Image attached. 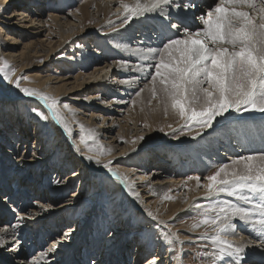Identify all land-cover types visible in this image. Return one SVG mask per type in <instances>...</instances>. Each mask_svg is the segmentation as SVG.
I'll return each mask as SVG.
<instances>
[{
  "label": "rangeland",
  "instance_id": "obj_1",
  "mask_svg": "<svg viewBox=\"0 0 264 264\" xmlns=\"http://www.w3.org/2000/svg\"><path fill=\"white\" fill-rule=\"evenodd\" d=\"M85 1H86V5L88 6L87 10L89 11L92 10V7L90 8V5L88 4L89 1L88 0ZM209 1L215 2L216 0H209ZM81 4L82 3H80V0H40V4L39 3L36 4V2L31 1L29 5L24 7L36 8L38 6H41V8L43 7V9L45 8L46 10H49L51 9L52 6H54L55 9L57 10L69 12L70 10L77 9V7H79ZM0 6H2L0 7V14H2L4 4L0 3ZM106 16L104 18L106 19L105 27L103 28L97 24L98 23L97 19L93 17H90L91 18L90 19L89 16L87 15L85 17V22L83 24L84 26H82L83 28L82 27L80 28L82 33L80 34L77 33L75 37H73L66 45H64L61 49H59L57 53L54 54L53 60L50 61V63L48 62V60L46 61L44 57L37 59L31 57L24 60L20 64L19 62H15L13 58H9L8 56L4 55L0 58V67L3 66L5 61H7L9 65V70L15 69L16 75L13 77V79L22 76L28 77L29 73L35 74L38 72L39 73L43 72L42 75L53 74L54 76H56L59 74L65 75L66 73L68 74L70 73L72 76H74L78 73L83 74L87 66L89 67L90 65H92L91 63L92 61H94L96 56L105 57L104 59L107 60V62L109 63L119 62L121 60H124L125 57L123 54H125V50H127V48L125 47V45H127L126 40H133L132 37H135V39H139L140 37L138 38L136 34L137 33L140 34L141 29L136 28L135 26V30L133 31L135 33L133 34L132 30H129L128 26L124 27V25H122L123 18L112 19L115 15L113 14L109 15V13ZM135 20L138 19L134 18L131 21H135ZM138 21H141V23H143L144 20H138ZM172 21L173 19L171 20V22ZM156 26L157 25L155 24L153 25V27L152 26L151 27L152 29H154ZM114 28L116 30H114ZM120 35H122L123 37ZM85 37L87 40L84 39ZM6 41L7 40L5 35L0 33L1 49L2 47L5 48V46L7 45ZM25 42L26 40L21 39V42L16 46V48L18 50L22 49ZM93 49H95L96 51L92 52ZM48 65L50 68L47 70L46 66ZM61 65L65 69L66 73L60 71V69H57L58 68L57 66L61 67ZM23 67H25L24 70H19ZM27 83L28 84L31 83L29 78L27 80ZM21 87H29V88L37 89L36 87L26 86L25 84L23 85V80H21ZM140 87L143 88V85H139V88ZM138 90H136V92H138ZM39 91L44 92L42 90ZM136 92L134 93L135 95L129 97L130 101L129 103L126 104L127 109L131 108L130 112H134L132 117L136 118L135 121L131 120L126 124V121L122 120L126 114L122 113V115L119 116V119L117 121L118 125H115L113 129L114 130L113 136L118 139L116 143L119 144L121 147L124 146L130 149L129 151H127L126 154L125 153L122 154L119 158L112 159L110 157H113L114 153L119 150H117V148L115 147H110L107 143L108 140L112 139V134L109 136V138H107L104 134H102V132H100L99 123H98V121L100 120L99 119L100 116L91 118L92 116L91 113L98 111V109H95L93 105L91 106L90 102L85 101L87 95L89 94L88 92L86 93L77 92L76 96L74 97H71L72 95H66L65 97L63 96L56 97L51 93L49 94L47 92H44L46 94L58 98L61 105L68 104L70 109L72 110V112H69L68 110H63L64 115L66 116L68 121V126L72 130L71 135H69L67 132H65L63 126L60 125L57 121L51 118H50L51 120L50 119L43 120L37 115L38 112H42L44 115L48 117L49 115L50 117L52 116L51 110L47 108V106L43 103V101L39 100L37 97H29L25 95L19 89L15 88L13 83L5 80L3 74L0 73V101H3L2 103L24 102L26 104L25 105L26 112L25 111L21 112L20 109H17L18 111L17 114H19L20 119L23 120L24 124L29 126V131L32 132L33 137L35 135L34 130L37 131L39 130L41 131V133L45 134L46 137L50 139L54 138L56 135L54 129L55 127L51 123H57L59 127L62 126L61 135L62 138H64L63 141H66V144L70 147V150H72V152L76 150L75 148L76 146L74 144L77 143H74L72 141L75 140V142L79 143L80 146L79 149L81 150V153H83L84 156V153H87V146L81 140V136L83 135L87 137V135L89 134L88 130H92V134L96 136V140L95 141L89 140L88 145H91L92 147L100 149L104 152H108L110 150V154L101 156V160H104L102 161L103 163H107L109 160H111L112 161L111 167L113 168H115L114 167L115 165L135 168L137 171H139V174L147 175V177H149V175L159 167L158 165H162L163 168L168 170L167 176L170 175L177 177L180 176L182 179H184L181 187L178 186L176 188L171 186V187H162L159 190H157V188H154L153 184H149L148 187L151 190V192L154 194L153 196H155L154 197L155 201L157 203L164 205L165 207L160 212H156L155 208H149L147 209V212L144 211L142 212L140 209L142 205L140 203H138L137 205V203L134 202V200L131 198L130 195L131 193H129L128 183L124 184L113 178L110 172H108V170L104 168L102 164H97L95 161H89L85 159L88 162L87 164L91 166L90 170L94 172V177H96L95 178L96 182H100L99 183L100 188L98 189V186L95 185L96 182L95 183L93 182L94 185L93 184L91 185V188L88 189V192L85 196L83 195L85 193V189H84L80 200L81 206L78 205L77 207H79V209H77L74 213H71L70 214L71 216L66 215L65 218L67 220L68 226L61 227V229L58 230L59 231L58 234L59 236L65 234V232L68 230L67 228L78 225L82 220L83 223H85L93 216L95 217L96 222L89 227L88 236L92 237L93 239V237L96 234L100 235L101 233L100 236L103 237H101V240L98 239L99 242L97 241L98 246L96 248H94L96 241L95 239H93L92 241L91 240L83 241V244L78 246L76 252L77 258L79 260L78 264H82L83 261L89 262V264L90 262L92 264L93 261L95 262V264H102V263L106 264V262L108 263L110 262V257L114 259L120 258L119 262L117 259L114 261V264H143L146 258L148 259L152 255H155L159 251V249H161V256L163 255L162 256L163 258L168 256L167 263L161 261L162 264H213L212 259H210L208 256L205 255V253H209L212 251L211 242L207 240L197 239L199 233H202L204 231L205 226H202L200 229H197L195 233H193L190 229V225L193 223L194 219L196 218L197 207L205 206L220 200H234L235 198L228 197L226 194H221L220 196L213 198H205L204 193L206 190L203 187L198 188L196 180L194 179L188 180V177L199 176L201 177V184L205 183L206 177L212 172H214L217 169V167L225 163L223 158L217 165L206 166L205 160L210 159L208 158L209 156L206 153V150L210 151L213 149L211 147V141L214 140L215 142L216 141L215 139L217 138L216 135L220 136L224 131V129L226 128V126L229 127L230 125L237 129V134L239 135L238 137L242 138V142H244L246 139L249 140L248 134L247 135L243 134V131L245 130L246 126H250V123L251 124L253 123L252 121H250L251 119L257 121L256 117L257 114H259V112L253 111V112L237 113L231 111L228 114H226L225 117H219L218 123H215L212 129H208L207 131L203 132L201 136L195 138L187 134L181 136L179 135V131L173 133L172 129L173 128L179 129L183 121H181L174 113L169 112L166 115L164 113L163 107L159 104V102L157 100L152 99L151 93L146 95V97L141 98L137 96ZM61 94H65V93H61ZM116 97L119 96L115 95L113 97H110V100H114ZM102 100L104 99L102 98ZM134 100L136 101V103L133 105L132 101ZM149 101H151V103ZM1 106H0V123H1L0 129L3 128L5 129L8 118L10 117L8 115H10V113L12 112V107H8L9 111L6 112L4 110L6 113L4 112V114H2L1 111H3V107ZM33 109H35L36 111H33ZM47 113H49V115ZM224 119L225 121H223ZM227 120H232L233 122L230 123L231 121H228L230 123L229 124L227 123ZM80 124L84 125V131L80 129L79 127ZM122 124L124 125L126 124V126L120 128L119 126ZM145 125H148V127H145ZM169 125H171L172 127L169 128ZM161 128H163L164 131H160ZM16 131L13 130V132ZM140 136H144L145 139L142 141L137 140L136 138ZM177 136H179V139L176 138ZM236 138L237 136L233 135L232 141L235 139L237 145H239L238 143L240 140H237ZM17 140L18 139L15 138L16 142ZM31 140L32 142H34L36 139H33L31 137ZM133 140H136L135 144H133ZM245 142L243 145H239L240 150H242V152L239 153L240 156L264 150V147H259L256 144L255 146L248 145L249 147L247 149L245 147H247L246 145L248 141L246 142V144ZM2 146L3 145L0 146V177H2L5 173L7 177H9L8 183L10 184L11 188H13L14 190L19 189L21 185L19 184L20 185L19 186L16 184L19 180L15 181L14 175L10 173L13 172V170L10 171V169L6 168L8 171L4 172L5 169L4 164L6 158L4 157L5 155H4V151H2L3 149ZM120 146L118 148H121ZM239 146L237 147L239 148ZM218 147L220 148V151L223 152V150H221V146L219 145ZM55 150H57L56 152L57 155H55L56 158L54 162L50 164L51 165L50 167H48L47 169L45 167V169L43 170L40 169L39 175L36 174L38 173L37 170L35 173L32 174L33 176L31 175L29 178L24 179V181L28 182V186L26 188L29 189L27 190V192L30 195L37 180L41 178L38 186L39 190H37L36 194L33 197H30L29 195L27 196L31 206L33 205L32 200H35L36 198H40V197L43 198L41 199L43 202L46 200L45 195H47L50 188H52L54 184H56L55 182L57 180V175H59L58 179L64 180L65 177L68 178V175L73 173L79 167L77 163H74V165L72 164V166H70L71 164H69L68 167L62 169L60 164L61 161L65 158L63 154L61 153L59 154L58 148H56ZM224 151L226 153H229L227 148L224 149ZM32 152L33 149L29 151V153ZM46 152H45V156H48L50 153H48V151ZM85 166L87 167V165ZM17 169L18 168H16V170ZM111 178H113L120 185L119 187L120 194L115 196L114 198H118V201L120 200L119 202L121 203V206H123L125 211L127 212L125 218L124 216L118 218L117 223L116 221L113 220L114 218H116V215H114L113 217V214H117V210L116 209L113 210L111 208L113 213L110 211V207H112L111 204L113 202L111 196L113 195L114 192V189L112 187L113 182L109 181V180H113ZM47 179H50L49 185L44 186V183H46L45 181H47ZM80 182H81V178L77 177V179L73 180L72 183L68 184V186L58 189L57 191L51 192L49 196L50 198L55 199V201L59 199V201L55 203V206L61 204L66 199L70 198V195H72L73 192L75 191L77 192L80 186ZM185 183L187 184V187H185ZM130 184L133 190L134 185L132 183ZM1 190L3 189L2 188L0 189V193ZM3 191H5V189ZM183 191H189L190 196L192 195L191 197H193L191 201L185 195H183V197L178 196L179 193H182ZM200 191L201 192L203 191L204 193H202L201 195H197ZM20 193H22L21 190ZM8 197L9 194L7 192H3L2 194H0V198H1L0 203L7 206L10 201H8L7 203L3 199H8ZM166 197H171V198H166ZM13 200H14L13 204L15 206L13 207V204L8 205L7 208L12 209L13 207V210L15 211L16 210L15 207L17 208L19 207L17 210L21 212V207H22L21 205L23 204L22 194H20L19 197ZM94 210L96 211L93 213ZM138 212H140L142 216H138ZM148 212H151L152 216H149L147 214ZM16 217L18 218L17 215ZM153 217H155V219ZM1 218L5 219L6 217L2 216ZM65 218L62 219L64 220ZM148 219L152 221L151 222L152 225L150 224ZM159 221H164L165 223H160L159 226L157 227ZM3 222L4 221L0 222V227L3 225ZM51 222L47 223L45 227L46 229L49 230L51 228V224H53ZM83 223L80 224L81 226L79 227V231L82 230ZM122 223H125L123 226L124 228L123 230H118V232L127 233L126 234L127 241H125L123 244L121 242H118L116 245H114L115 242H109V239L113 233L114 228L121 227ZM147 223H149L152 226L151 229L149 228L144 229V227H147ZM236 224H237V231L245 239L252 240L254 239V237H256L257 239L254 241L259 242L260 240L259 236L257 237V234L253 232V229H251L250 227H246L243 223H240L239 221H236ZM53 227L55 226H52V228ZM35 229H37V227ZM169 229H171V231L173 232H177L179 234L180 240L184 241V243L183 244L175 243L174 245H169L165 243L164 240L162 241L163 238L161 237L160 234L162 232L169 231ZM136 230H140V232L135 233ZM30 235H31L30 243L32 242L33 245L37 246L38 249H41V247H45V249L47 250V248L50 247L52 244L49 241L43 244V246L42 244L38 243L37 241L39 236L37 237V235H35V231L33 229L30 230ZM229 238L236 239V237L234 238L231 236ZM51 240L52 238L50 239V241ZM188 241H192V242L189 243ZM143 244H145L146 247L140 251L142 252L141 257L137 258L136 257L137 245H143ZM105 245H109L111 250L113 251V252L111 251V253L108 255L109 257L105 255L106 254L105 253L106 249H104ZM6 250H10V247H8ZM88 250L90 252L94 251V253H90L88 252ZM114 250H116V252ZM45 251L42 250V252ZM255 253L257 252L254 251L251 252L250 249L246 248L244 254L245 258L243 259L241 264H255L254 262L257 259ZM36 255L37 254L34 255L32 254L30 258ZM233 259L234 258L228 259L225 262V264H233ZM73 260H76L78 262L77 259H72V261ZM261 263H263V261H261ZM70 264H75V263L71 262ZM111 264L113 263L111 262Z\"/></svg>",
  "mask_w": 264,
  "mask_h": 264
},
{
  "label": "bare ground",
  "instance_id": "obj_2",
  "mask_svg": "<svg viewBox=\"0 0 264 264\" xmlns=\"http://www.w3.org/2000/svg\"><path fill=\"white\" fill-rule=\"evenodd\" d=\"M31 1L36 2V4H40V0H0V3L4 4L3 13L0 14V33L4 34L7 40V45L5 46V48H0V58L6 55L9 58H13L15 62H19L21 64L24 60L31 57H33L34 59L44 57L45 60H48V62L50 63V61L53 60L54 54L57 53L59 49L66 45L73 37L77 35V33H82L80 28L84 26L83 24L87 15L89 16V18L93 17L97 19V24L103 28L105 27L106 22V19L104 18L106 15H108V13L109 15H115L112 19L123 18V16L121 15L122 9L120 6V0H88L90 8L92 7V10L90 11L87 10L88 6L86 5V1L80 0V3L82 4L77 7V9L70 10L69 12L57 10L54 6H52L49 10H46L45 8L43 9V7L41 8V6H38L36 8H25L24 6L29 5ZM216 1L209 2V0H191V2L196 6L195 8H190L187 10H185L184 8L177 10L173 7L169 10L171 20L173 19L172 23L179 22L177 17H186L187 21L192 25V29L195 30V28L200 25V21L197 18L200 17L203 13H205L207 9L213 6ZM127 2L131 4L134 3V0H127ZM180 2L183 3L184 0H180ZM245 10L253 12L252 9ZM137 19L144 21L143 23H141V21L135 20L130 21L128 24L124 25V27L128 26L129 30H132L133 34L135 33L133 32L135 30V26L136 28L141 29V33L136 34L138 38L140 37L139 39H135V37H132L133 40H126L127 45H125V47L127 48V50H125V54H123L125 57L124 60H121L128 62L126 67L121 68L118 66V62L109 63L107 62V60L104 59L105 57L96 56L94 61H92L91 63L92 65H90L89 67L87 66L83 74L78 73L72 76L70 73H66L65 69L61 65V67L57 66V69H60V71L66 73L65 75H42L43 72H38L35 74L29 73L28 78L30 79V82L32 84L27 83L28 79L23 80V85L25 84L26 86L36 87L38 90H42L49 94L51 93L56 97H65L66 95H72L71 97H74L76 96L77 92H88L89 94L87 95L85 101L90 102L91 106L93 105L95 109H98V111L91 113V118L100 116V120L98 121L100 132H102V134H104L107 138H109V136L112 134V139L108 140L107 143L110 147H115L117 148V150H119L114 153L113 157H110L112 159L119 158L122 154H126L127 151H129L130 149L124 146L121 147L119 144H117L116 141L118 139L113 136L114 126L118 125L117 121L119 119V116L122 115V113L126 114L122 119L123 121H126V124L127 122L131 120L135 121L136 119L132 117L134 112H130L131 108L127 109L126 106V104L130 101L129 97L135 95L134 93L138 89V92L140 91V89L144 90L139 95V97L141 98H144L146 97V95L151 93V79H149L150 75L147 71H140L139 68L143 67L144 63L147 64L150 62H154V60H144L143 53H145L147 49L159 48L161 46V41L166 37H175L177 35H183L182 32L177 33L175 30L169 29L167 26V21L164 17L160 15L158 11L146 13ZM155 24L157 26L152 29L153 25ZM21 39L26 40V42L24 43L22 49L18 50L16 46L21 42ZM84 39H86V37ZM95 51V49L92 50V52ZM49 65L46 66L47 70L50 68ZM24 69L25 67L19 70ZM121 80H129L131 81V83L121 84ZM139 85H143V88H139ZM115 95H118L119 97H116L114 100H110V97H113ZM102 98L104 100H102ZM2 102L3 101H0V106ZM25 105L26 104L24 102H4L1 106L3 107V111H1L2 114H4L5 111H9L8 107H12V112L10 113V115H8L10 117L8 118L5 129H0V146L3 145V149H1L2 151H4L5 156H3L6 158L4 164V172L8 171L7 169H10V171L13 170V172L10 173L14 175L15 181L19 180L16 184L21 185H19V189L22 193H20L19 189L14 190L13 188H11L10 184L8 183L9 177H7V175L4 173V175L0 177V189H5V191L1 190L0 194H2L3 192H7L9 194L8 199H3L7 203L8 201H10L8 205H12L14 201L13 199H16L20 196V194H22L23 204L21 205V212L17 210L19 207H15V211L17 212L16 214V212L13 210V207L15 206L14 204L12 209H10L7 208L8 205L6 206L0 203V222H5H3V225L0 227V236H2L4 240L9 241L6 246L0 247V264H70L71 262L78 264L79 260L76 255L78 246L83 244V241H92L93 239H95L96 246L94 245V248H96L99 242L98 239L101 240V237H103L100 236L101 233L100 235L96 234L93 239L92 237L88 236L89 227L96 222L95 217L92 216L85 223H83L82 220L78 225L67 228L68 230L65 232V234L61 236H59L58 230H60L61 227L68 226L67 220L65 218L66 215H70L71 213H74L77 209H79V207L77 206H81L80 200L84 189L85 193L83 195L85 196L88 192V189L91 188L93 182H96V177H94V172L90 170L91 166L87 164L88 162L85 160L83 153H81V150L77 149V146L78 148H80L79 143L75 142V140H72L71 138L74 143H77L74 144L76 146V150L72 152V150H70V147L66 144V141H63L64 138H62L61 135L62 126L59 127L57 123H51L55 127L54 129L56 135L54 138L50 139L46 137V135L41 133V131L39 130H34L35 135L33 137L32 132L29 131V126L24 124L23 120L20 119L19 114H17V109H20L21 112H26ZM47 114L49 115V113ZM49 118H51L50 115ZM232 120H227V123H229L228 121H231L230 123H232ZM256 120L257 121L251 119L250 121H252L253 123H250V126H246L245 130L243 131V134H248L249 137V140H245L246 142L248 141L246 145L247 147H245L247 149L249 147L248 145L255 146V144L259 147H264V113L257 114ZM223 121H225V119ZM126 124H122L119 127L123 128L126 126ZM13 130L17 131L13 132ZM233 135H236V139L240 140L238 143L239 145L244 144L245 141L242 142V138L238 137L239 135L237 134V129L232 127L231 125L229 127L226 126L220 136L216 135V141H211V147L213 149L210 151L206 150V153L209 156L208 158H210H206L208 160L204 159L206 161V166L217 165L223 158V160L225 161L224 164H230L233 159L240 156L239 153L242 152V150H240V146L237 145L235 139L232 141ZM31 137L36 140L32 142ZM15 138L18 139L17 142L15 141ZM219 145L221 146V150H223V152L220 151V148L218 147ZM119 146L121 148H118ZM237 146H239V148ZM28 148L30 150L33 149L32 153L35 154L34 156L29 153L30 150ZM56 148H58L59 154H63L65 158L61 161L60 164L62 169L68 167L69 164H71L70 166H72V164L74 165V163H77L79 167L73 173L69 174L68 178L65 177L64 180L58 179L59 175H57V180L55 182L56 184H54V186L50 188L48 194L45 195L46 197L44 196L46 200L43 202L41 200L43 198H36L35 200H32L33 205L31 206L29 199L27 198V196L29 195V193L27 192V190L29 189L26 188L28 186V182L24 181V179L29 178L37 170L38 173L36 174L39 175L40 169L43 170L45 169V167L46 169L50 167V164H52V162H54L56 158L55 155H57V150H55ZM226 148L229 153H226L224 151V149ZM46 151L50 153L48 156H45ZM85 165H87V167ZM158 166L159 167L153 173H151L149 177L144 174H139V171H137L135 168L125 167L121 165L114 166L119 171L127 173L129 177V182L134 185L132 190L133 192L129 191V193H131V198L134 200V202L137 203V205L138 203L142 205V207H140L142 212H147V209L149 208H155L156 212H160L165 207L164 205L155 201V196H153L154 194L148 187L149 184H153L154 188H157V190L162 187H181V185L183 184L184 179H182L180 176H167L168 170L163 168L162 165ZM16 168L18 169L16 170ZM77 177L81 178L78 191L73 192V194L70 195V198L66 199L61 204L55 206V203L59 201V199L55 201V199L50 198L49 196L51 192L57 191L58 189L68 186V184L72 183V181L77 179ZM40 180L41 178L37 180L36 184L34 185V188L32 189V192L30 191V197H33L36 194L37 190H39L38 186ZM109 181L113 182L111 183L114 189L113 195L111 196L113 202L111 204L112 207H110V211L112 212L111 208L113 210H117V214H113V217L114 215H116V218H114L113 220L117 223L118 218H120L121 216H124L125 218L127 212L125 211L124 207L121 206V203L119 202L120 200L118 201V198H114L115 196L120 194L119 183H117L114 179ZM45 182L46 183H44V186H48L50 179H47V181ZM99 183L100 182L95 183V185L98 186V189L100 188ZM202 193L204 192L200 191L197 195H201ZM183 195L187 196L190 201L193 198L191 197L192 195L190 196L189 191H183L182 193H179L178 196L183 197ZM95 211L96 210H94L93 213ZM140 212H138V216H142V212ZM16 215L18 216V218L16 217ZM2 216L6 218L2 219ZM62 218L65 219L63 220ZM49 222L53 224L50 223L51 228L49 227L50 229L48 230L45 227ZM149 222L151 224L152 221L149 220ZM81 223H83V228L81 231H79ZM124 224L125 223H122L121 227L114 228L109 242H115L114 245H116L118 242H121L123 244L125 241H127V233L118 232V230H123ZM150 224L147 223V227H144V229H151L152 224ZM52 226L55 227L52 228ZM36 227L37 229H35ZM31 229L35 231V235H37V237L39 236L37 242L42 244V246L47 241L52 243L51 246L47 248V250L45 249V247H41L42 250H46L45 252H42L41 249H38L37 246H34L32 242L30 243ZM139 232L140 230L135 231V233ZM13 237H15L14 243L12 242ZM51 238L52 240L50 241ZM256 239L257 238L254 237V239L252 240L254 241ZM163 240L164 239H162V241ZM236 240L239 241V237L236 236ZM145 244L137 245V258L141 257L142 252L140 251L146 247L147 244ZM257 244H259L258 241ZM8 247H10V250H6ZM50 249L51 251H49ZM104 249H106L105 255L109 257L108 255L112 251L110 246L105 245ZM247 249H250L251 252H257L255 253L257 256V259L254 262L255 264H264V250L260 249L258 246L251 245L248 246ZM114 251L116 252V250ZM88 252L90 251L88 250ZM90 253H94V251ZM32 254L37 255L30 258ZM153 256L158 258L160 261L167 263L168 256L163 258V255L161 256V249H159V251L155 255H152L148 259H151ZM72 259H77L78 262L76 260L72 261ZM117 259L119 262L120 258L114 259L110 257V262H106V264H111V262L114 264V261ZM261 261H263V263H261ZM85 264H89V262H85ZM143 264H147V260H145Z\"/></svg>",
  "mask_w": 264,
  "mask_h": 264
},
{
  "label": "snow or ice",
  "instance_id": "obj_3",
  "mask_svg": "<svg viewBox=\"0 0 264 264\" xmlns=\"http://www.w3.org/2000/svg\"><path fill=\"white\" fill-rule=\"evenodd\" d=\"M120 6L122 25L146 13L158 11L167 21L169 29L183 33L164 38L157 49H147L143 59L154 62L139 68L150 75L152 99L159 102L166 115L174 113L183 121L179 129H172L173 133L179 131L181 136L187 134L195 138L212 129L219 117H225L231 111L264 113V0H217L197 18L200 25L195 30H191L192 25L186 17H177L179 22L172 23L169 15L173 7L177 10L195 8L191 0H184L183 3L180 0H134L131 4L120 0ZM245 9H252L253 12ZM127 63L120 61L118 66L123 68ZM0 73L25 95L43 101L51 110V119L71 135L72 130L63 111L72 112L68 104L61 105L58 98L37 89L21 87V80L28 77L13 79L16 72L15 69L9 70L7 61L0 67ZM120 83L131 81L121 80ZM143 91L140 89L137 96ZM132 103L134 105L136 101ZM37 115L43 120L50 119L42 112ZM79 127L84 131L83 124ZM88 132L87 137L81 136L87 146L85 159L102 164L116 180L128 183L129 191H132L127 173L111 167V160L102 162L101 156L110 154V150L104 152L88 145L89 140H96L92 130ZM176 138L179 139V136ZM136 139L142 141L145 137ZM135 143L136 140H133ZM193 179L198 188L206 190L205 198L221 194L235 198L197 207L196 218L190 225L193 233L205 226L197 239L211 242L212 251L205 255L212 259L213 264H225L230 258H234L233 264H241L250 245L264 250V150L238 156L230 164L220 165L203 184L199 176L188 177V180ZM147 214L152 216L151 212ZM236 221L253 229L260 237L259 244L240 235ZM160 223L165 222L159 221L157 227ZM160 235L169 245L184 243L179 234L171 229ZM230 236H239V241L230 239ZM12 242H15V237ZM8 243L0 236V247ZM146 260L147 264H162L155 256Z\"/></svg>",
  "mask_w": 264,
  "mask_h": 264
}]
</instances>
